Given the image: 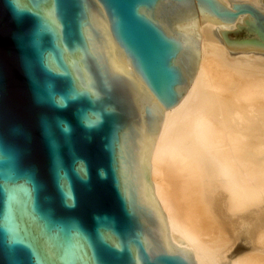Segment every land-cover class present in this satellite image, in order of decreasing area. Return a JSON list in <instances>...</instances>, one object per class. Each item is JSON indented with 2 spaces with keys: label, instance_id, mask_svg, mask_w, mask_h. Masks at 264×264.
Returning <instances> with one entry per match:
<instances>
[{
  "label": "water",
  "instance_id": "obj_1",
  "mask_svg": "<svg viewBox=\"0 0 264 264\" xmlns=\"http://www.w3.org/2000/svg\"><path fill=\"white\" fill-rule=\"evenodd\" d=\"M264 48L224 0H0V264H195L151 184L164 110L188 92L200 18Z\"/></svg>",
  "mask_w": 264,
  "mask_h": 264
},
{
  "label": "bare ground",
  "instance_id": "obj_2",
  "mask_svg": "<svg viewBox=\"0 0 264 264\" xmlns=\"http://www.w3.org/2000/svg\"><path fill=\"white\" fill-rule=\"evenodd\" d=\"M248 18H200L197 74L164 110L151 155L172 245L184 240L195 264H264V48L222 34Z\"/></svg>",
  "mask_w": 264,
  "mask_h": 264
}]
</instances>
